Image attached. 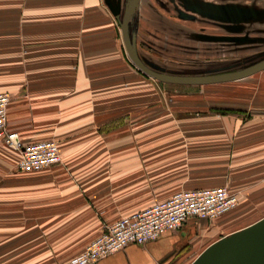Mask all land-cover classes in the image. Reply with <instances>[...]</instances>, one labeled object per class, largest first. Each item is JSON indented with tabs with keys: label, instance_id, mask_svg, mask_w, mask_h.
<instances>
[{
	"label": "rangeland",
	"instance_id": "374dc122",
	"mask_svg": "<svg viewBox=\"0 0 264 264\" xmlns=\"http://www.w3.org/2000/svg\"><path fill=\"white\" fill-rule=\"evenodd\" d=\"M104 1L121 30L115 12L122 17L132 0ZM131 30L141 57L157 70L178 74L235 70L264 58V0H141ZM131 63L130 73L139 76L129 75L135 90L109 97L116 83L99 70L94 100L97 109L115 113L101 134L123 135L129 143L122 146L114 139L112 147H99V153L102 148L115 155L129 150L131 158L140 157V168L129 162L125 176L116 178L127 183L124 189L132 192L142 186L139 196L146 205L197 183L223 184L240 199L218 219L189 224L173 264H191L216 240L264 216V70L227 82L175 84L155 79ZM0 85L8 90L9 82ZM29 135V142L56 139L42 129ZM88 164L97 176L85 182L100 187L106 165L112 164L118 174L121 162ZM116 212L125 211L106 215ZM98 214L92 208L82 210L81 247L94 235ZM10 221L9 214L0 216V264H77L80 254L73 243H67L65 256L57 250L58 242H51L44 252L40 230L27 231L30 228ZM27 237L34 239L26 241Z\"/></svg>",
	"mask_w": 264,
	"mask_h": 264
},
{
	"label": "crops",
	"instance_id": "0c3cea01",
	"mask_svg": "<svg viewBox=\"0 0 264 264\" xmlns=\"http://www.w3.org/2000/svg\"><path fill=\"white\" fill-rule=\"evenodd\" d=\"M112 10L104 0H0V82H9L8 90L0 85V92L14 97L9 125L25 142L31 130L48 131L57 139L63 157L51 167L22 171L18 167L21 152L0 140V213L9 214L11 224L30 228L27 231L40 230L44 252L51 242H58L62 254L67 243H73L74 252L80 254L107 224L125 215L180 190L223 185L191 184L146 205L139 196L142 186L130 192L124 189L127 183L116 179L125 176L129 162L140 168V157L131 158L129 150L115 155L102 148L99 153V147H112L114 139L129 145L123 135L101 134L115 113L96 108L99 70L116 83L109 97L136 88L129 83L134 67ZM93 161L121 162L117 167L121 174L118 170L115 174L109 164L104 184L87 183L85 178L97 176L95 167L88 164ZM130 194L132 198H127ZM85 207L99 213L100 219L96 217L95 233L81 247ZM107 211L125 212L106 215ZM191 223L145 244H129L92 264H173Z\"/></svg>",
	"mask_w": 264,
	"mask_h": 264
},
{
	"label": "built area",
	"instance_id": "2783aa9c",
	"mask_svg": "<svg viewBox=\"0 0 264 264\" xmlns=\"http://www.w3.org/2000/svg\"><path fill=\"white\" fill-rule=\"evenodd\" d=\"M11 94L0 92V140L21 152L18 167L34 171L62 162L59 144L54 139L25 142L9 125ZM239 196L228 187L212 186L177 191L170 197L125 215L107 224L77 258V264H92L129 244H145L170 231L181 230L189 221L215 220L239 204Z\"/></svg>",
	"mask_w": 264,
	"mask_h": 264
},
{
	"label": "water",
	"instance_id": "95a60500",
	"mask_svg": "<svg viewBox=\"0 0 264 264\" xmlns=\"http://www.w3.org/2000/svg\"><path fill=\"white\" fill-rule=\"evenodd\" d=\"M141 0H132L121 17L124 45L131 61L147 75L175 84H211L242 79L264 70V58L243 68L208 74H178L160 71L149 65L138 51L137 36L131 20ZM191 264H264V217L221 237L210 244Z\"/></svg>",
	"mask_w": 264,
	"mask_h": 264
}]
</instances>
